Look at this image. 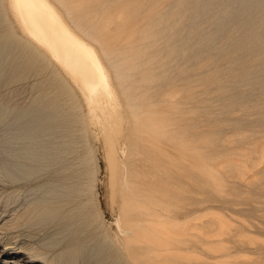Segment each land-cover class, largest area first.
I'll return each instance as SVG.
<instances>
[{
	"label": "rangeland",
	"instance_id": "rangeland-1",
	"mask_svg": "<svg viewBox=\"0 0 264 264\" xmlns=\"http://www.w3.org/2000/svg\"><path fill=\"white\" fill-rule=\"evenodd\" d=\"M47 1L114 98L0 0V264H264V0Z\"/></svg>",
	"mask_w": 264,
	"mask_h": 264
},
{
	"label": "bare ground",
	"instance_id": "bare-ground-1",
	"mask_svg": "<svg viewBox=\"0 0 264 264\" xmlns=\"http://www.w3.org/2000/svg\"><path fill=\"white\" fill-rule=\"evenodd\" d=\"M9 2L16 18L14 21L18 23L17 28H20L27 38L26 42L30 41L31 46L36 45L34 48L41 47L37 49H43L44 55L48 53L60 64L62 70L80 87L92 109L95 110L99 103L114 98L103 59H100L97 50L93 48L94 45L62 19L55 5L47 0H9ZM14 24L16 23L13 22Z\"/></svg>",
	"mask_w": 264,
	"mask_h": 264
}]
</instances>
